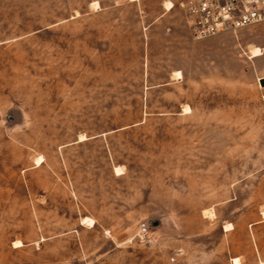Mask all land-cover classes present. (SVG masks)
Masks as SVG:
<instances>
[{
	"label": "rangeland",
	"instance_id": "374dc122",
	"mask_svg": "<svg viewBox=\"0 0 264 264\" xmlns=\"http://www.w3.org/2000/svg\"><path fill=\"white\" fill-rule=\"evenodd\" d=\"M185 1L0 0V264H264V21Z\"/></svg>",
	"mask_w": 264,
	"mask_h": 264
},
{
	"label": "built area",
	"instance_id": "2783aa9c",
	"mask_svg": "<svg viewBox=\"0 0 264 264\" xmlns=\"http://www.w3.org/2000/svg\"><path fill=\"white\" fill-rule=\"evenodd\" d=\"M184 8L195 39L236 31L264 21V0H186ZM106 234L110 236L111 231ZM150 234V224L141 223L139 237Z\"/></svg>",
	"mask_w": 264,
	"mask_h": 264
},
{
	"label": "bare ground",
	"instance_id": "6f19581e",
	"mask_svg": "<svg viewBox=\"0 0 264 264\" xmlns=\"http://www.w3.org/2000/svg\"><path fill=\"white\" fill-rule=\"evenodd\" d=\"M169 7H170V4L168 3V8ZM261 52H262V50L259 47H254V48L251 49L252 56H258V55L261 54ZM177 75H180V73L178 72ZM83 139H85L84 136H82V140ZM116 171H117V173H119L121 170H120V168L117 167ZM263 215H264V212H263ZM83 223L88 225V226H93L94 225V220H92L91 218H84L83 219ZM232 228H233V225L231 223H227V224L224 225V229L226 231L231 230ZM18 245H21V243H19ZM233 263L234 264H239L240 262L238 261V258H237V259H234Z\"/></svg>",
	"mask_w": 264,
	"mask_h": 264
},
{
	"label": "water",
	"instance_id": "95a60500",
	"mask_svg": "<svg viewBox=\"0 0 264 264\" xmlns=\"http://www.w3.org/2000/svg\"><path fill=\"white\" fill-rule=\"evenodd\" d=\"M260 83H261L262 86H264V78L260 79ZM155 224H157V223H155Z\"/></svg>",
	"mask_w": 264,
	"mask_h": 264
},
{
	"label": "crops",
	"instance_id": "0c3cea01",
	"mask_svg": "<svg viewBox=\"0 0 264 264\" xmlns=\"http://www.w3.org/2000/svg\"><path fill=\"white\" fill-rule=\"evenodd\" d=\"M224 231H226L225 229H223ZM229 231V230H228ZM227 232V231H226Z\"/></svg>",
	"mask_w": 264,
	"mask_h": 264
}]
</instances>
